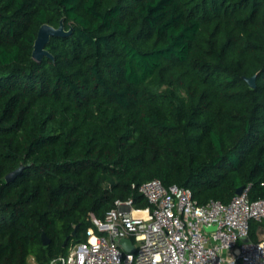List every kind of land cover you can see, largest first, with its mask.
<instances>
[{"label": "trees", "instance_id": "obj_1", "mask_svg": "<svg viewBox=\"0 0 264 264\" xmlns=\"http://www.w3.org/2000/svg\"><path fill=\"white\" fill-rule=\"evenodd\" d=\"M156 178L264 197V0H0V264H49Z\"/></svg>", "mask_w": 264, "mask_h": 264}, {"label": "built area", "instance_id": "obj_2", "mask_svg": "<svg viewBox=\"0 0 264 264\" xmlns=\"http://www.w3.org/2000/svg\"><path fill=\"white\" fill-rule=\"evenodd\" d=\"M138 190L146 206L117 200L103 218L92 214L87 239L49 264H264V230L250 239L251 222L264 220V197L250 200L249 187L228 203L204 204L157 178ZM120 238L131 239L134 251Z\"/></svg>", "mask_w": 264, "mask_h": 264}, {"label": "water", "instance_id": "obj_3", "mask_svg": "<svg viewBox=\"0 0 264 264\" xmlns=\"http://www.w3.org/2000/svg\"><path fill=\"white\" fill-rule=\"evenodd\" d=\"M71 31H67L64 28V24L61 23V25L59 27H54L52 25L49 24H44L40 27L38 34H37V38L35 40L34 43V49H33V53L32 56L35 60L40 61L44 56H48V57H53V55L50 53V51L46 48L47 44L50 42L51 37L53 36H66L68 34H70ZM256 75H253L251 77H246V81L248 82V84L251 87H256L257 83H256ZM25 165L23 163L20 164V166L14 170H12L11 172H9L6 175V180L8 182H12L14 181L18 175L22 172V170L24 169ZM243 187H239L236 191L237 194H240L243 191ZM77 225L74 229V231L72 232V235H75L77 233V229H78ZM248 238L245 237L244 241H247ZM69 241V237L65 239L63 245L67 246ZM42 242L44 245H49L51 242V239L48 237V235L46 234V232L42 233ZM118 243L122 246H124L125 248H127L129 251H134V246L132 244L131 239H127V238H120L118 239Z\"/></svg>", "mask_w": 264, "mask_h": 264}, {"label": "rangeland", "instance_id": "obj_4", "mask_svg": "<svg viewBox=\"0 0 264 264\" xmlns=\"http://www.w3.org/2000/svg\"><path fill=\"white\" fill-rule=\"evenodd\" d=\"M263 229H264L263 226L257 228L256 231H255V235H256V233L258 234V233L263 232Z\"/></svg>", "mask_w": 264, "mask_h": 264}]
</instances>
